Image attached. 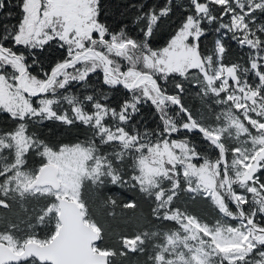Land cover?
Instances as JSON below:
<instances>
[{
    "label": "snow or ice",
    "instance_id": "6c2138e0",
    "mask_svg": "<svg viewBox=\"0 0 264 264\" xmlns=\"http://www.w3.org/2000/svg\"><path fill=\"white\" fill-rule=\"evenodd\" d=\"M11 7L14 23L0 0V114L12 122L0 128V207L33 206L26 219L0 220V264H113L123 255L102 246L85 183L153 202L158 230L119 240L133 252L150 244L149 264H264V0H187L161 47L152 38L173 0L140 4V35L107 16L103 0ZM230 41L247 49L243 62H226ZM189 86L221 110L194 116L182 103ZM120 89L113 106L108 93ZM181 193L210 202L215 217L178 206Z\"/></svg>",
    "mask_w": 264,
    "mask_h": 264
},
{
    "label": "trees",
    "instance_id": "16d2710c",
    "mask_svg": "<svg viewBox=\"0 0 264 264\" xmlns=\"http://www.w3.org/2000/svg\"><path fill=\"white\" fill-rule=\"evenodd\" d=\"M103 2L108 8V12L106 13L107 16H112L117 21L123 20L124 23L132 29L133 34L140 35L139 28L143 27V24L137 27V25L133 23L135 16L139 11L140 4H144L147 7H162L166 3V0H103ZM7 3L9 8H7L6 11H13L11 22L14 23L17 12L12 9L11 5L15 3V0H7ZM173 4L175 7L173 8V12L170 14V17L163 18L159 24V28L154 32V36L152 38L156 42L153 45L154 47H161L164 45L166 40L173 33L176 24L179 23V18L185 13L187 0H173ZM133 5L136 6L135 9L132 7ZM103 18L104 17L102 16V19ZM0 20L7 22V18L3 13H0ZM111 22L112 21L110 20L109 23ZM209 39H211V37H209ZM205 43L207 44V41H205ZM228 46L230 51L226 57V62L235 61L237 58H240L241 62H243L247 49H241L235 41L228 42ZM208 47L210 48L211 45L209 44ZM60 51L62 52L63 50ZM57 58H60L58 54ZM34 74L36 73L34 72ZM93 79H96V77H93ZM105 90L107 91V89ZM108 94L110 97L115 98L113 100V106H115L116 102L125 96L126 90L120 89L117 92H109ZM182 103L189 108L194 116H198L196 110H198L199 105L190 93L189 87L188 91L182 98ZM149 107V105H146L145 109ZM145 109H142V112L145 117H149L150 112ZM11 124L12 122L8 120L5 115L0 114V128H8ZM149 126H155L152 119H149ZM39 131L46 132L47 128H41ZM73 131L75 132L77 130L73 129ZM85 131L86 129L84 128L79 129L81 139H83V133ZM31 163L38 165L39 158L33 157L30 160V164ZM91 191L92 189H89V184L85 183L82 189V197L88 204L93 219H95L105 231V240L102 246L114 248L118 253L121 251L124 252L123 255L118 254L113 258V264H135V259L139 256V251L133 252L130 250H124L120 245L119 240L123 236H133L137 230L142 231L145 229L158 228L159 222L156 221L155 217L152 215V208L155 205L142 193L128 187L108 185L104 188H97L96 191H92L93 194ZM186 195V193H181L180 200L177 201L176 204L186 208L190 213L208 220V214L207 212H204L208 209L209 202L202 199L187 200ZM109 198L116 199V205L109 203ZM133 200L136 203V207H123L124 204ZM182 201H185V203ZM111 206H114L116 211H112L110 209ZM13 216L14 208L12 207L11 202L9 208L0 207V220H11Z\"/></svg>",
    "mask_w": 264,
    "mask_h": 264
},
{
    "label": "rangeland",
    "instance_id": "374dc122",
    "mask_svg": "<svg viewBox=\"0 0 264 264\" xmlns=\"http://www.w3.org/2000/svg\"><path fill=\"white\" fill-rule=\"evenodd\" d=\"M190 88V93L192 94L193 98H195L197 104L199 105L198 110H196L197 115L198 116H203L206 119H211V117L213 116L214 113L219 112L220 106L219 105H215L214 103H212V101L210 99H205L202 100L200 96L196 95L198 89L189 86ZM209 105H211V107H209ZM30 165H36L31 163ZM38 166V165H36ZM92 189V191H96V187L95 186H91L89 185V189ZM91 191V193L93 194V192ZM81 195H82V191H81ZM83 198V197H82ZM186 199L187 200H191L187 195H186ZM185 203V201H182ZM12 203V207L14 208V216L11 218V220H23L26 219V213L29 212L30 208L33 206L31 203H24V204H20V203ZM180 206V205H178ZM110 209L112 211H116L114 206H111ZM208 214V220H212L215 217V209L212 207V205L210 204V202L208 203V209L204 212ZM193 214V213H191ZM195 215V214H193ZM198 216V215H196ZM199 217V216H198ZM158 230V228L156 229H145L142 231H155ZM139 232H141V230H137L135 232V234H138ZM134 234V235H135ZM131 237V236H128ZM151 245H148V248L146 251L144 252H140L139 251V256L135 259V264H149V257L151 255Z\"/></svg>",
    "mask_w": 264,
    "mask_h": 264
}]
</instances>
